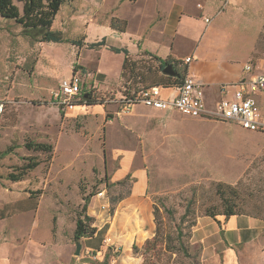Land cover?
<instances>
[{"label":"rangeland","instance_id":"374dc122","mask_svg":"<svg viewBox=\"0 0 264 264\" xmlns=\"http://www.w3.org/2000/svg\"><path fill=\"white\" fill-rule=\"evenodd\" d=\"M56 1L0 0V98L9 100L0 115V228L4 219L31 223L30 214L39 210L38 222L50 226L53 241L71 243V254L78 243L73 240L78 218L100 228L101 244L117 198L135 181L128 175L112 181L108 150L111 145L134 148L140 155L138 165L148 174L153 232L145 241L138 239L132 255L140 264H201L200 248L192 239L200 217L223 214L228 205L242 213L264 214V134L234 124L218 129L211 126L218 122L208 119L195 118L203 122L195 124L189 121L194 117L179 112L146 109L139 123L129 127L138 133L137 141L109 143L106 124L117 110L112 100L128 87L134 91L153 82L158 63L142 52L130 54L140 74L129 78L127 69L121 76L122 64L117 76L120 54L105 53L107 47L90 49V27L66 18L59 22L57 14L66 0L55 9ZM47 20L51 30L82 45L41 40ZM111 43L122 46L116 38ZM72 74L81 77L82 90L97 99L95 104L103 105L104 120L93 107L78 113L77 106L65 114L52 103L51 92ZM36 163L23 180L8 179L9 173ZM100 192L104 197H98ZM30 198L36 206L32 210L27 209ZM103 202L109 203L108 209L100 208ZM155 234V242L146 243ZM79 243L84 246L83 240ZM107 251L103 262L115 260Z\"/></svg>","mask_w":264,"mask_h":264},{"label":"crops","instance_id":"0c3cea01","mask_svg":"<svg viewBox=\"0 0 264 264\" xmlns=\"http://www.w3.org/2000/svg\"><path fill=\"white\" fill-rule=\"evenodd\" d=\"M197 2L202 3L200 7ZM64 7L68 8V13H63ZM57 17L61 23L67 19L69 23L90 27L87 35L91 34V41L104 37L107 44L115 46L111 39L116 38L122 41V46L115 47H126L131 55L139 56L138 53L148 51L164 60L180 61L186 74L204 84V99L209 107L221 98L233 96L236 84L245 75L244 64L264 59V43L260 42L264 37V0H66ZM114 17L126 20L124 31L111 26ZM107 50L110 49L103 51L108 53ZM118 54L117 76L124 59L122 53ZM177 93V87L161 88L163 98H172ZM256 98L264 111V89ZM85 107H93V112L103 114V120L106 117L103 105ZM85 107L78 106L76 110L82 113ZM146 109L163 111L143 104H135L129 111L115 110V116L106 124L107 141L111 144L127 138L137 141L138 133L129 127L139 123ZM166 112L179 111H163ZM188 117H194L189 120L192 123H203L195 120L203 117ZM204 119L218 122H208L218 129L233 124ZM218 151L214 150V154ZM108 152L107 170L113 182L127 175L135 178L129 192L117 200L114 214L108 221L106 235L119 248L115 260L106 258L103 262L107 249L96 260L85 258L81 253L71 254V243L62 245L53 241L50 226L38 222L37 210L35 216L30 214L31 223L14 219H11L14 223L6 219L1 221L0 264H140L131 248L138 239L145 241L153 232L148 174L144 166L138 165L140 155L136 149L111 145ZM12 224L14 227L9 230ZM99 230L82 239V249L100 246L102 234ZM192 239L200 248L201 264H264V214L200 217Z\"/></svg>","mask_w":264,"mask_h":264},{"label":"built area","instance_id":"2783aa9c","mask_svg":"<svg viewBox=\"0 0 264 264\" xmlns=\"http://www.w3.org/2000/svg\"><path fill=\"white\" fill-rule=\"evenodd\" d=\"M189 60L190 57H187L186 61ZM244 71L245 75L236 84L233 96L221 98L212 107L206 105L204 84L189 74H185L182 84L177 86L178 93L172 98H163L161 87L154 86L141 89L133 97L122 96L112 101L116 103L119 111H129L135 104L163 111L175 109L183 115L227 121L243 130L264 134V111L256 98L257 93L264 89V59L262 62H247L244 64ZM81 84V77L72 74L51 92L50 100L65 114L77 106H90L84 101L86 92L82 90ZM8 103L9 100L0 98V115L4 114ZM98 197H104V192H100ZM100 208L108 209L109 203L103 202ZM104 249H109L114 259L119 251L118 246L111 243V238L106 235L98 248L85 247L81 250V255L96 260Z\"/></svg>","mask_w":264,"mask_h":264},{"label":"trees","instance_id":"16d2710c","mask_svg":"<svg viewBox=\"0 0 264 264\" xmlns=\"http://www.w3.org/2000/svg\"><path fill=\"white\" fill-rule=\"evenodd\" d=\"M64 1L65 0H57L55 2V9H57L59 4L61 2H64ZM0 10H1V8H0ZM6 15L7 16L10 15V17H12V14H6ZM42 26H43L42 27L43 33L41 35V40H43V41H50V42H55V43H60V42L69 43L70 42V43H73L75 45H79V46L82 45L81 44L82 43L81 40H69V39H67V37H64L61 32L51 30V28H50V20H47L46 22H44ZM112 26L116 30L122 32L126 28V20L119 19V18L115 17L112 20ZM87 46L90 49H96V48L100 49L102 47H107V49H110L111 51L115 52V54L122 53L123 56H124V59H123V69H122L121 76H126V70L127 69L129 71V78L130 77L131 78L132 77L135 78L136 76H138L140 74L139 72L135 71L136 64H135L134 60L131 58V55L129 53L130 51L126 47H115L113 45H108L106 43L104 37L101 40L90 42L89 44H87ZM142 55H148L149 58H152V59L156 60L157 63H158L157 73H154V80H153V82L149 83L148 85L143 86L141 88H137L134 91H131L129 89V87H128L127 90H125L124 93L121 94V97L122 96H130V97L132 96L133 97L134 94H136L138 91H140L141 89H144V88H150V87H154V86H158V87H161V88H169V87H177V86H180L182 84V81L184 79V76H185L186 72H185V67H181L180 66V61L171 60V59L164 60V59H161V58H159L157 56L151 55L150 52H148V51H144L142 53ZM169 63L173 64V66L175 68V71L178 73L177 76H170V75L163 74L162 70H163L164 66L166 64H169ZM141 74L144 75V73H141ZM86 96H87V98L84 101L88 105H93V104L96 103L97 99H92L91 93H86ZM37 164L38 163H36V164H27V165L21 167V169L19 170L18 173L11 172V173L8 174L7 177H8L9 180L14 181V182H18L20 180H23V178L26 175L27 171L29 169H33ZM87 198H89V197H87ZM31 199L32 198H30V200ZM118 199L119 198H117V200ZM233 207H234L233 205H228V210L226 212H224L223 214H225V216H230V215L235 214V213L247 214V213H242L241 211H235L233 209ZM35 208H36V206L33 203V201L31 200V203L27 207V209L32 210V209H35ZM257 215H261V214H257ZM211 216H215V214L213 213V214H211ZM96 230L97 229L95 227H91L84 219L78 218L76 220L75 230L73 231V240L75 242L79 243L84 237H89V236H92L93 234H95ZM158 231H159V228L157 227L155 233H157ZM156 238L157 237H156V234H155L153 240L152 241L147 240L146 243H154ZM134 248H136V246H134ZM103 264H106V262L103 263Z\"/></svg>","mask_w":264,"mask_h":264},{"label":"water","instance_id":"95a60500","mask_svg":"<svg viewBox=\"0 0 264 264\" xmlns=\"http://www.w3.org/2000/svg\"><path fill=\"white\" fill-rule=\"evenodd\" d=\"M163 74L165 75H170V76H177V72L175 71V68L173 66V64L169 63L166 64L162 70ZM85 98H87V96H84ZM81 243H77V246L75 248V254L76 255H80V250H81Z\"/></svg>","mask_w":264,"mask_h":264}]
</instances>
